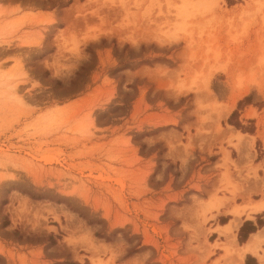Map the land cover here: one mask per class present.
Here are the masks:
<instances>
[{
    "label": "rangeland",
    "instance_id": "374dc122",
    "mask_svg": "<svg viewBox=\"0 0 264 264\" xmlns=\"http://www.w3.org/2000/svg\"><path fill=\"white\" fill-rule=\"evenodd\" d=\"M259 199L264 0H0V264H238Z\"/></svg>",
    "mask_w": 264,
    "mask_h": 264
},
{
    "label": "crops",
    "instance_id": "0c3cea01",
    "mask_svg": "<svg viewBox=\"0 0 264 264\" xmlns=\"http://www.w3.org/2000/svg\"><path fill=\"white\" fill-rule=\"evenodd\" d=\"M252 201L261 203H251L248 206H250L251 208L253 207L254 209L259 208L260 210L253 211V208H250L252 211L247 209L242 212L243 209H241V207L232 208L231 206L226 213L228 216L225 215V217L227 218V222H225L224 224H219L217 222L216 228L223 229V236L225 237L227 242H229V245L231 246L232 243V248L236 246L239 249L234 251L235 257L239 260L238 264H246V261L248 262V264H264V255L261 256V253L257 251L261 240L264 238V229L250 233L249 238L242 244H238L236 241V235L243 224L248 221L252 222L251 224H256V216L258 214L264 213V199ZM213 227H215V224H213ZM228 228H230V232ZM246 246H250L251 251H243ZM247 257H249V260H247Z\"/></svg>",
    "mask_w": 264,
    "mask_h": 264
},
{
    "label": "bare ground",
    "instance_id": "6f19581e",
    "mask_svg": "<svg viewBox=\"0 0 264 264\" xmlns=\"http://www.w3.org/2000/svg\"><path fill=\"white\" fill-rule=\"evenodd\" d=\"M206 8V7H205ZM209 93V92H208ZM210 94V93H209ZM235 103V102H234ZM217 105V104H216ZM234 107V106H233ZM231 108H232V106L227 110L228 112L231 110ZM255 207V206H254ZM253 208V207H252ZM251 208V209H252ZM258 210H260L259 208H253V211H258ZM229 229V232L231 231L230 230V228H228ZM243 251H251V248H250V246H246L244 249H243Z\"/></svg>",
    "mask_w": 264,
    "mask_h": 264
},
{
    "label": "trees",
    "instance_id": "16d2710c",
    "mask_svg": "<svg viewBox=\"0 0 264 264\" xmlns=\"http://www.w3.org/2000/svg\"><path fill=\"white\" fill-rule=\"evenodd\" d=\"M3 224H4V226H6V225H7V221L5 220ZM242 227H243V226H242ZM242 227H241V228H242ZM253 232H255V228H254V227H252V229H251L250 231L247 232V235H249L250 233H253ZM130 254H131V252H129L125 257H128ZM247 260H249V257H247ZM246 264H248L247 261H246Z\"/></svg>",
    "mask_w": 264,
    "mask_h": 264
}]
</instances>
